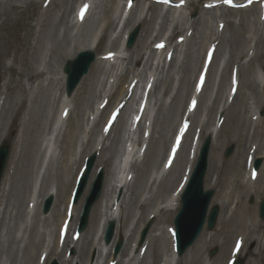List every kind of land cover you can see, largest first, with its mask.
Wrapping results in <instances>:
<instances>
[{
    "label": "rangeland",
    "instance_id": "374dc122",
    "mask_svg": "<svg viewBox=\"0 0 264 264\" xmlns=\"http://www.w3.org/2000/svg\"><path fill=\"white\" fill-rule=\"evenodd\" d=\"M81 1L0 0V148L4 147L7 150L0 180V264H47L55 254H60L65 259L64 264H71L69 262L71 257L80 261L90 258L88 243L99 222L98 214L93 218L95 213L93 205L89 210L86 226L78 236L74 226L78 223L85 196L95 176L99 171L102 172L103 179H109L111 176L113 154L118 147V144H114V140L123 128V123L116 122L119 112L122 113L121 110L119 111L120 104L116 99L119 96L121 82L131 75L125 72V68L132 66L130 61L132 50L137 44L138 48L148 33L165 34L172 24L176 29H185L192 25L195 28L194 34L191 38L184 34L175 38L172 44L183 39L182 43L186 45L182 48L187 46L188 49L180 50V44H183L179 43L178 50L174 53V65L169 67L166 63L164 68L158 69L154 74L155 78L149 86L150 94L145 98L146 103L150 100L152 103L154 100L157 101L152 113L147 115V119H154L153 130L143 152L142 161L133 164L135 176L130 181L132 186L129 183L131 189L123 196L119 212L113 217V228L110 229L111 235L108 238L113 241L116 227H119L130 209L135 208V216L123 240L126 242L128 238V243L122 254L120 253L124 245L120 246L118 256L122 257L126 253L135 238L138 248L131 264H157L159 258L157 253L160 249H165V260L168 264H172V239L168 240L165 228L167 221L171 226L173 225L180 200L175 210H164L154 219L144 220L145 211L158 197L169 192L182 181L186 171H190L194 166H191L190 162L194 145L198 141L199 150L206 136H209L208 132L214 130L205 178L210 170H215L217 174L214 176L217 175V182L213 188H210L204 179L203 186L205 190H213L210 207L213 205L219 207L218 217L211 230L204 226L203 234L201 233L196 241L179 255L177 264H229L235 259H242L241 264H264V251L260 245L264 241V217L259 215V205L264 200V187L259 197L255 198L257 223L254 230L257 234L246 230L249 236L247 235L246 239L243 236L239 237L236 235L239 223V211L236 207L239 209L242 207L247 188L244 186L246 179L243 180V185L237 184L234 174V168L238 173L243 172L248 162L253 169L255 158H260L261 164L255 169L254 179L258 174V184H264V0H134L128 3L130 6L127 12L130 15H127L119 28H115L110 22L105 25L102 23L104 17L107 16L108 19L116 0H84V8L78 19L74 17V10L76 5L82 3ZM121 1L119 7L123 4ZM125 2L127 4V1ZM203 4L204 9L200 12V18L195 20ZM167 6L172 11L164 14ZM209 6L210 8L214 6L215 9H210ZM77 20L79 22L74 25V21ZM135 27L139 29L133 45L131 47L124 45L125 49L118 47L119 38L130 33ZM97 29L100 34L93 51L96 58L90 64L88 72L82 76L81 87L77 91L75 87L70 93L73 102L69 105L66 122L62 128L60 127L55 139L57 146L63 148L75 138L77 141L75 145L84 144L83 153L86 155L93 138L100 130L105 129L107 135L103 137L102 144L108 149H98L95 152L96 161L93 170L77 203L70 204L76 178L73 181L68 179L66 192V195H69L68 202L63 201V195L57 186L54 195L51 196L49 211L43 212L44 199L40 194L39 206L34 207L32 215L26 218L24 198L27 191L20 195L18 189L22 185L24 190L28 189L36 170L37 159L43 149L40 150L39 130L49 106V97L55 91L57 101L59 93H62L61 90L66 91L65 64L70 67L71 60L78 53L76 47L87 43ZM205 46L210 48L206 51L210 54L208 63L214 54L211 78L213 87L211 90L197 88L195 99L192 101L193 109L186 118L187 126L180 134L179 146L171 166L159 180L156 179V183L150 188L149 198L140 203L144 204L143 207L140 204L134 207L131 192L148 173L152 163L154 161L159 163L152 149L160 140H166L164 144H167L169 133L179 119L174 114V108L180 104L181 95L189 94L190 89L188 90L187 87L180 90V78L184 79L187 75L188 67L192 68L199 64ZM106 50L114 57L106 54ZM184 62L186 65L182 66ZM36 65H39L42 75L30 77ZM148 69L146 68L147 72ZM61 75H63L62 89ZM100 75L101 80L105 81L108 78L109 82L101 92L111 93L112 97L106 108L98 110L99 113L95 111L90 114L89 120L86 121L80 111L81 106L85 105L90 83L95 82ZM174 76H177L179 83L174 79L172 84L171 79ZM104 81H102L103 86ZM238 81L241 86L238 89L233 86L229 90L228 82L237 84ZM167 84H171L172 89L163 94L162 90ZM137 85H134L130 92L140 96V87ZM154 88L157 89L153 94ZM124 98L125 96L121 98L122 102ZM115 116L114 123L110 125ZM141 119L143 125L146 116L142 115ZM215 119H219V123L213 127ZM252 119H260V122L258 125H252ZM198 124L206 125L207 133L205 130L200 131ZM29 128L31 134L22 148L17 143L18 137L22 133L27 137L25 133ZM236 132L239 133L237 138ZM253 143L259 146V152L250 156ZM260 152H263V155ZM55 154L52 158L49 157L50 162H46L48 165L41 172V185L44 187L61 175L63 165L60 162L61 155L58 150ZM74 159L77 160V164L72 167L75 172L84 161L80 162L79 153ZM247 187L253 189L252 186L247 185ZM225 192L228 194L223 197L224 204L221 205L215 200L217 195ZM229 194L234 195L232 197L233 206L236 204L234 207L229 203L231 201L228 200ZM240 194L241 198H239ZM236 196H238L237 201ZM58 200L60 204L52 209L54 201ZM63 210L65 211L62 215ZM232 212L234 213L231 214ZM61 219H66L70 225L68 235L63 238L57 237L56 230ZM246 222L248 224V217L243 220L244 224ZM146 224L148 230L141 240V230ZM52 228L55 232L51 235L49 248L56 240L59 246L56 248L53 246L55 250L37 259L44 234ZM159 229L163 233H160ZM134 230L138 231L137 234H134ZM107 231L109 230L103 231L105 237ZM202 235H205L204 239ZM258 235L262 237L261 243L258 241ZM72 238L74 241L68 246L66 241ZM37 240L38 247L30 249ZM119 242L115 239L112 249ZM93 264H103V262L93 259Z\"/></svg>",
    "mask_w": 264,
    "mask_h": 264
},
{
    "label": "bare ground",
    "instance_id": "6f19581e",
    "mask_svg": "<svg viewBox=\"0 0 264 264\" xmlns=\"http://www.w3.org/2000/svg\"><path fill=\"white\" fill-rule=\"evenodd\" d=\"M119 1L120 0L115 1L116 3L108 19H107V16L104 17V19H102V23L104 25L110 22V24L113 23L115 28H119L122 22L125 20V18H127L130 15V14L128 15L129 6H130L128 3H132L134 0H125L127 1V4L124 0H122L124 2L121 1V3H123L121 7H119ZM81 2L82 3L78 4V6L76 5L75 10H74V17H77L78 19L80 18L82 14L81 13L82 9L84 8L83 7L84 0H82ZM200 8L201 9L199 10V13L195 20H198L200 18L201 16L200 12L204 9V4L201 5ZM210 9H215V7L212 6V8ZM170 11H172V9L168 7L165 10L164 14ZM211 13L213 14L214 10ZM78 22L79 20H77L76 22L74 21V25L75 24L77 25ZM172 25H170V27L167 29L165 34L161 35L159 32L148 33L144 37V39H142L138 48H137V45H138L137 44L132 50V55H130V61H131L132 66L131 67L126 66L125 68V72L126 73L129 72L131 75L130 77L125 78L121 82L119 96L116 99V102L120 104L119 111L121 110L122 113L119 112V117H118V112H117L118 119H116V116L113 119H116L117 120L116 122L123 123V128L121 132L119 133V135L117 136V138H115L114 140L115 141L114 144H118V147L116 148L113 154V158H114L113 160L114 164L112 167L113 169L111 170L110 178L103 179L102 192L100 193L99 198L93 204L94 209H95L93 218L96 214H98L99 222L97 223L95 232L91 235L89 243H88L91 256L89 259L85 258L81 261L76 258L71 257L69 260L70 263L77 262L79 264H93V259H94L96 261L102 260L103 264H131L132 260L134 259L137 253L138 245L135 242V238L130 243L126 253L122 257L115 255L112 252V246H113L115 239L121 241L122 242L121 245H124L123 248L121 249L120 254H122V252L126 248V244L128 243V238L126 242H124L123 240L129 230L133 217L135 216L134 215L135 208L130 209L129 213L120 222L119 227H116L114 234H113V238H114L113 241L109 240L108 236L104 237L103 231L106 229L110 230L113 228V217L119 212L117 205L118 203H120V205L122 204L123 196L126 194V192H128L131 189V186H132L131 183H130L131 186H129V178H130L129 177L130 171H129V174H127L125 177H122L121 179L122 185H120L119 186L120 188L117 189L116 183L118 181V177L116 175V169H117L116 164L118 161L117 159L118 155L120 151L123 150V147L126 141L128 142L127 148L130 150V153H132L134 149L135 142L139 141V142L144 143L146 134L149 131V126L148 125L142 126L141 117L142 115H145L147 118V115L151 114L153 108L157 105V101L155 100L153 101V103H152V100H150L151 102L149 101L148 103L141 102V96H136L135 94L130 92V89L132 86L134 87V85H137V83H138L137 85L138 87H142L146 85L148 77L151 76L153 78L155 72L158 69L161 70L162 68H164L166 63L169 65V67L173 66L175 63L174 53H176V51L178 50V45L179 43H182L183 39H180L181 42H176L175 44H172L173 40L177 37H180L181 34H184L185 36L188 35V38H191V36L194 34L195 28L192 27V25L189 26L190 28L187 27L185 29H181V28L176 29V27L174 26L172 27ZM99 34L100 33H98V29H97L95 33H93L91 39L88 40L87 43L77 46L76 50L94 51L98 43ZM125 35L126 34L121 36L118 42V47L122 49L124 48ZM184 45L186 44L185 43L183 45L180 44V50L188 49L187 46L185 48H182V46ZM207 50H210V48H207V46L203 47L199 64L192 68L188 67L187 75H185L184 79L180 78V87H181L180 90L187 87L188 90L190 89L189 94L185 96L181 95L180 104L174 108V114L178 116L179 119H177V123L175 127L172 128V130L169 133L167 144H164L166 140H160L159 142H157L156 146L152 149L155 152L157 156V161L159 160V163L155 161L152 163L148 173L144 175L142 181L139 182L137 188L131 192V195L134 198V204H135L134 207H137V205H139L142 201L144 202V200L147 197L149 198L150 188L152 187V185L154 186V184L156 183L155 178L159 176L158 173H160L163 170V168L168 167V165L170 164L172 153L174 152V149L176 147L180 133L183 131L182 124L183 122H188L186 118L193 109L192 101L195 99L197 88L199 90L200 89L201 90H204V89L211 90V88L213 87L211 83V78L213 75L212 60L214 59V54H213L212 59L208 63L207 58L209 56V53L206 52ZM105 53L108 55H112V53L108 52V50H106ZM112 57L114 56L112 55ZM185 65H186L185 62L182 63V66H185ZM146 68H149L148 72ZM67 69H68V64H65V70ZM34 75H42V72H40L39 65L38 66L36 65L33 68V73L30 75V77L31 76L33 77ZM190 77H192V80H190ZM174 79L177 83H179V79L177 78V76H174L171 79L172 84H173ZM61 80H62L61 82V85H62L61 89H62L63 88V75H61ZM102 81L104 80L103 79L101 80V75H100L98 76L95 82L90 83L89 89H87L88 96L86 97L87 99H86L85 105H82L81 110H80L82 114H84L85 116L84 119L86 121L89 120V115L93 114L99 108V105L101 103H104V105L102 106V109L106 108L110 101V98L112 97L111 93L103 94V92H101L103 91V88L106 87V84L109 83L108 78L105 79L104 86H103ZM223 84L224 82H222V85ZM81 85H82V81L78 83V86H76L75 91H77L81 87ZM229 85H230L229 90L232 89L233 86H236L238 89L241 86V83L240 81H238L237 84L235 83L231 84L228 82L227 86ZM156 89L157 88H154L153 94L156 91ZM169 89H172L171 84H167V86L163 88L162 90L163 94H165ZM61 92L62 93H59L58 95L57 101L55 98V91H54V94L51 93L49 97V100H48L49 106L45 112L44 120L39 130V138H41L40 139V150L42 148L43 149L41 150L39 159H37L38 164L36 166V170L34 171L33 176L31 177V182L29 183V187L27 190H24V186L22 185L18 189L20 190L18 191V194L20 195L22 193L24 194L27 191L25 198H24V203H25L24 217L26 218H29L32 215L31 213L34 207L36 208L37 206H39L38 200L40 196L42 195L43 199L49 196H53L55 192V187L57 186L59 187L61 191V195H63V201L65 203L68 202L69 195H66L67 187L69 185L68 179L73 181L75 178H77L81 174L82 169H83V163H81L77 171L74 172L72 170L73 165L77 164V160L74 159V156L76 154L79 153V160L80 162H83L88 155L95 153L98 149L99 150L108 149L106 146L100 143L104 135L106 134L105 129L100 130V132L96 135V137L93 138L90 146L87 148L86 155H84L83 153L84 144L82 143L79 145L77 144L75 145V143H77V141H75V138L70 140V142L67 143L63 148L61 147L59 148V146H57L58 144L56 143V139H55V135H56L55 132L57 131V126L61 123V128H62V126L64 125L67 119L66 116L68 115L69 105L71 102H73V100L71 99L72 97L70 93H68L67 91L63 92L62 90ZM124 96L125 98L123 99V102H122L121 98ZM3 102L1 103V106L3 105ZM56 102H57V106H56ZM142 105H143V110H142V114L140 116L139 122L134 123L137 127L135 134H134V141H129L126 138V134H128V129H127L128 119H131L130 117L131 113H133L136 110V107L137 106L141 107ZM64 118L66 119L62 122V119ZM22 119H25V118H22ZM107 120L109 121L110 119H106V121ZM252 120H253L252 125L253 124L258 125V123L260 122V119H252ZM152 121H154V119ZM197 122H199L198 119H197ZM21 123L23 124V121ZM216 124L217 122L214 121L212 126L215 127ZM198 127L200 128V131L205 130V132L207 133L206 125L198 124ZM113 130L115 131L116 128H114ZM208 133L209 135H211L210 137H212L213 139L214 130H210ZM25 134L27 137H25L24 133H22V135L18 137V141H17L18 145L21 146L22 148L25 146L28 136L31 134V129L30 128L27 129ZM83 134H85V130H83ZM238 134L239 133L236 132V138L238 137ZM89 142L90 141L88 140V143ZM255 144L256 143H253L252 145L251 153H249L250 156H253L254 153L259 152L258 151L259 146L258 145L256 146ZM18 145H17V148H19ZM52 150H53V154L51 155ZM57 150H58V153H60L61 155L60 162L63 164L61 166V175L58 176V179H56L55 181H51L47 186L44 187L41 185V172H43L44 167L48 165V163L46 162H50L49 157L55 156L56 155L55 153ZM197 150H198V141H197V144L194 145V151L191 153V161H190L191 165L196 157ZM260 154L263 155V152H260ZM130 168L133 172L135 171V167L133 166V164H131ZM188 171H186L182 181L175 188H172L169 192L163 193L160 197L156 199L155 202L152 203V205L145 211L144 220L154 219L156 218L158 213L164 210L170 211V210L176 209L179 203L181 190L184 186L185 180L188 177ZM234 171L235 173L231 169V172H233L236 176L235 181L237 184L243 185V180L246 179V184H244V186H246L247 188L246 194H245V201L240 209L236 207V210L239 211V223H238L236 235L239 237L243 236L246 239V237L249 236L248 234H246L247 233L246 230L251 231V232L253 231L255 234H257L256 231L254 230V228L256 227V223H257L255 198L259 197L261 191L263 190L264 184H261V185L258 184V177H259L258 174H257V178L254 179V177L256 176V172L255 170L251 168L249 162L245 166V168H243V172L238 173L236 168H234ZM214 174H217L216 171L210 170L205 178V181L207 182V185L210 188H213L217 182V175L214 176ZM154 176L155 178L153 179ZM247 185H249V187L252 186L253 189L248 188ZM227 194L228 193L225 192L223 194L217 195L215 201L223 205L224 204L223 197L226 196ZM115 196L118 197L116 200L117 201L116 207L112 212L107 213L106 212L107 203L110 202V200L114 198ZM233 196H234L233 194H229V197H228V200L229 201L231 200L229 202L232 204V205L230 204L231 206H233L234 204L232 200ZM239 198H241V194L239 195ZM237 200H238V196H236V201ZM59 202H60L59 200L54 201L52 209H54V207H56L57 204H60ZM143 205H144L143 203L140 204L141 207H143ZM234 206H236V204ZM64 211L65 210H63L62 215L64 214ZM233 213L234 212H232L231 214ZM48 215H50V212ZM245 217H248V220H249L248 224L247 222L246 224L243 223V220L245 219ZM56 228L58 232L57 237L63 238L66 235H68L69 230H70V225L68 224L66 219H61L58 222ZM159 231L160 233L161 232L163 233L161 229H159ZM54 232H55L54 228H52V229H49L47 234H44L45 236L43 238V242L39 248L40 253L39 252L37 253V257H38L37 259L41 258L42 256L48 255V253H50L52 250H55L54 247L56 248L59 246V242L58 240H56V242L53 244L54 247L52 246L53 248L52 247L49 248L50 243H51V235ZM137 232H138L137 230L136 232L134 230V234L135 233L137 234ZM165 232H166V236L168 240H171L173 236V227L169 224V221H167ZM204 238H205V235L204 236L202 235V239ZM257 238H258L259 243H261L262 237L258 235ZM72 241H74L73 238L66 241L67 245L71 243ZM38 244H39V241L37 240L36 244L33 245V248L31 246L30 249H35L36 247H38ZM260 245H262V250L264 251V241ZM164 250L165 249H160V251L157 253V257H159L157 264H168L165 260ZM171 255H172L171 263L177 264L180 257L176 255L173 245H171ZM53 259H56L59 262V264H64L65 262V259L62 258L60 254H55Z\"/></svg>",
    "mask_w": 264,
    "mask_h": 264
},
{
    "label": "water",
    "instance_id": "95a60500",
    "mask_svg": "<svg viewBox=\"0 0 264 264\" xmlns=\"http://www.w3.org/2000/svg\"><path fill=\"white\" fill-rule=\"evenodd\" d=\"M138 27H135L128 36L126 46L131 47L138 34ZM95 55L93 51L82 50L78 51L76 56L71 60L70 67L66 70V91L71 93V91L76 87L81 77L88 72L89 65L94 61ZM210 148V138L207 137L203 142L198 158L195 165L185 183V187L181 193V207L174 217V228L175 234L174 239L176 243L177 252L179 255L184 253V251L194 242L197 236L200 234L205 221L206 228L211 230L218 215V206L214 205L211 207L208 215V207L213 194V190L204 191L203 188V178L207 170L208 164V153ZM7 156V150L4 147L0 148V177L3 169V165ZM95 161V155L92 154L85 164V171L83 175L78 179L76 189L74 191L73 202H77L82 192L86 186L87 179ZM260 164V159L255 160V167ZM102 184V173L100 172L95 178L90 191L86 195L85 202L81 212V218L78 230H82L87 221L88 212L98 198L101 190ZM52 202V197L49 196L45 199L43 204V212L46 213ZM260 215L264 217V200L260 204ZM147 228L144 229L143 235L145 234ZM111 231L107 232V236L110 237ZM120 248V242L117 243L115 251ZM214 250L211 251L213 254ZM242 263L241 259H238L233 264ZM49 264H58L57 261L52 260ZM78 264V263H74Z\"/></svg>",
    "mask_w": 264,
    "mask_h": 264
}]
</instances>
